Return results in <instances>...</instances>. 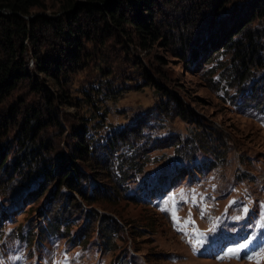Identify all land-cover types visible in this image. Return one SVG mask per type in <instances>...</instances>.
<instances>
[{"label":"rangeland","instance_id":"374dc122","mask_svg":"<svg viewBox=\"0 0 264 264\" xmlns=\"http://www.w3.org/2000/svg\"><path fill=\"white\" fill-rule=\"evenodd\" d=\"M229 4L151 0L149 14L163 40L154 48L143 49L134 37L131 42L116 30L102 37L93 29L94 36L81 40V59L66 60L67 75L60 77L74 107L58 100L62 87L40 73L30 49L25 68L32 83H21L0 109L1 119L7 118L0 143L10 142L7 171L0 172V184H8L0 196V264L14 259L16 264H251L203 258L192 251L201 249L194 243L198 236L217 238L225 232L240 236L242 228L258 229L257 220L264 215V108L257 105L264 101V61L250 67L249 81L241 87L238 76L232 77L238 51L221 50L213 59L216 51H204L198 61L190 55L199 24L204 21L206 29L233 8L249 11L243 19L247 30L264 32V18L255 19L257 0ZM56 10L49 4L48 10H37L29 20L38 16L55 20L60 16ZM128 11L133 17L138 14L136 8ZM216 30L209 28L207 39L214 40ZM43 94L55 98L52 123ZM23 99L27 103L13 113L18 110V118L8 117L10 107ZM34 102L43 105L47 120L33 132L21 108ZM30 122L37 125L33 119ZM120 128L123 134L132 132L129 143L122 142L130 153L114 158L125 162L134 157L137 164L131 169L125 165L122 186L106 172L105 161L110 163L111 155L103 146L107 136L110 140L120 136L113 135ZM88 131L94 136L87 140L99 145L107 157L104 160L96 151L76 165L93 186L99 185L95 195L99 201H86L67 186L58 192V181H47L33 197L31 189L40 179L20 177L10 184L13 159L29 148L40 152L44 141L49 149L43 157L47 163H58L60 177L64 164L54 158L62 156L70 163L77 136ZM52 210L68 219V232L63 227L60 233H42L43 215ZM105 218L122 226L108 245L102 236ZM244 248L246 256L261 253L253 264H264V246H253V252ZM22 254L23 263H17Z\"/></svg>","mask_w":264,"mask_h":264},{"label":"trees","instance_id":"16d2710c","mask_svg":"<svg viewBox=\"0 0 264 264\" xmlns=\"http://www.w3.org/2000/svg\"><path fill=\"white\" fill-rule=\"evenodd\" d=\"M223 1L224 4H229L235 0ZM257 1L259 10H256L257 16L255 19L264 18V0ZM150 3L151 0H0V109L7 105V100L15 95L21 83L24 81L31 82V78L25 68L27 65L26 56L30 52V49L33 52L32 55L37 63V67L40 69V73L48 74L51 78H55L54 81L56 83L58 81V87H62L63 89V85L61 86L60 84V77L63 73L67 75L68 72L64 63L66 60L74 63L81 59V40L94 36L96 33L93 29L98 30L97 33L102 34V37H107L108 34L110 35L112 31L116 30L120 36L126 37L127 40L130 37H134V39L139 41L143 49L154 48L163 40L154 24L152 16L149 14L152 7ZM49 4L57 8L56 11L60 14L57 19L52 20L42 16L35 17L32 20L27 19L33 16L37 10H48ZM130 8H136L138 14L133 17L128 11ZM3 12H8V14L4 15ZM242 13L245 14L242 16ZM248 14L249 11H239L233 8L223 14L215 24L211 22L210 26L206 29H204L205 23L203 21L192 35V43L195 47L193 48L191 46L190 49V55L193 59H197L196 61L199 60V54L204 51H216L210 59H213L221 50L231 49L233 52L235 50L238 51V60L232 62V69L234 70L232 77L235 78L238 76V84L241 87L249 81L250 67L254 63L258 64L264 61V32L247 30L248 25L246 26V23L243 24V19ZM209 28H215L218 31L214 40L207 39ZM128 29H131V32ZM91 32L94 33L91 34ZM202 39H205L203 44L200 42ZM210 59L209 61H211ZM57 84H55L56 89H58ZM33 85L35 89H39L38 84L34 83ZM248 91L252 93L253 87ZM57 93L56 96L62 103H66L70 107L75 106L64 89L58 90ZM43 100L45 108L48 111L47 115L50 119L52 117L55 98L52 95H48L47 97L44 96ZM261 100L257 105L258 107L264 108V101ZM25 102L23 99L18 105H12L8 117L12 116L16 120L18 118V110L16 114L13 113L16 108H20L19 106L25 104ZM178 103L180 104L179 101ZM31 104L32 106L29 104H26V106L23 105L21 109L24 114L23 120L28 124V127L32 126L31 130L34 132L37 126L44 125L47 118L44 117L46 111H44L43 105H37L36 102ZM95 118L93 117V120ZM31 119L35 120L37 123L36 126L30 122ZM6 121L7 118L3 120L0 117V135L7 126ZM52 121L51 118L50 123ZM119 133L120 136L112 138V140L107 136L105 138L106 143L103 146L110 149L111 155L110 163L107 160L105 161L108 164V170L106 172H109L115 184L122 186L124 178L121 176L122 174L124 175L125 165L131 169L137 164L134 157L128 158L125 162L114 158L115 155L124 157L128 155L127 153H130L128 150H124L122 145L129 143L132 132L129 131V133L123 134L124 130L120 128L114 131L113 135L115 136ZM92 136L94 135L90 131L77 136L78 138L73 144L71 164L61 159L62 156L54 158L57 161L60 159L64 164L65 173L60 177L58 175L59 173H57L58 163L55 161L47 163L43 157L47 148L49 149V143L47 141H44L40 145V152L38 153L33 148H29L27 152L25 150L24 153L23 150L18 157L13 159L14 162L12 164L14 167L11 169L13 179L10 184L13 185L15 182H18L20 177H23L22 181L40 179L37 184L38 187L31 189V197H33L39 192H42L41 190L47 185V181H58V185L60 186L58 192L67 186L75 190L86 201H99L96 198L99 185L96 183L93 186L91 179L84 177L85 175L82 174V171L76 165L77 162L88 160V156L96 151L99 155L103 156L104 160L107 157L100 151L99 145L94 146L87 140V138H91ZM119 143H121L120 146ZM9 144L10 142L6 144L0 143V172L3 171V173L7 171L6 164L9 160ZM66 166H70L72 170L67 169ZM73 171L75 172L72 173ZM41 173L43 178H39ZM26 185L30 186L31 184ZM7 187L8 184H0V189H2L0 196L5 195ZM91 189H93L92 192ZM73 205L76 206L77 204ZM63 217L60 216L58 210H52L50 213L43 215L46 227L43 228L42 233H60L63 227H66L65 230L68 232L71 224L67 225L66 222L68 219H63ZM102 219L99 218L100 222H102ZM106 219L102 223V236L105 237L104 241L108 245L117 235L119 236L122 226L114 218Z\"/></svg>","mask_w":264,"mask_h":264},{"label":"water","instance_id":"95a60500","mask_svg":"<svg viewBox=\"0 0 264 264\" xmlns=\"http://www.w3.org/2000/svg\"><path fill=\"white\" fill-rule=\"evenodd\" d=\"M29 20V18H27ZM31 19V18H30Z\"/></svg>","mask_w":264,"mask_h":264}]
</instances>
